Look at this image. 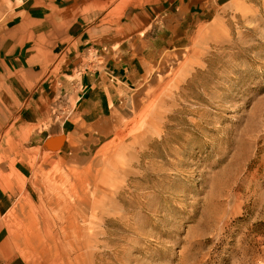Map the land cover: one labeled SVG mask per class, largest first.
<instances>
[{"label": "rangeland", "instance_id": "obj_1", "mask_svg": "<svg viewBox=\"0 0 264 264\" xmlns=\"http://www.w3.org/2000/svg\"><path fill=\"white\" fill-rule=\"evenodd\" d=\"M212 15L197 26L163 22L143 38L151 57L156 44L184 30L191 35L185 47L204 55L194 57L180 85L161 91L152 84L158 61L149 59L128 100L99 124L111 132L94 127L83 138L93 145H64L47 128L52 157L61 148L68 155L89 148V160L72 159L71 170L92 161L95 173L110 175L114 159L126 166L108 183L122 192L115 203L123 218L107 228L113 264H264V0H232ZM175 47L161 55H185L186 48ZM179 94L185 101L175 100ZM160 101L167 102L161 113L169 116L167 127L140 139ZM57 108L50 119L56 126L71 117L70 109ZM50 123L14 129L11 137L23 147L43 144L40 132Z\"/></svg>", "mask_w": 264, "mask_h": 264}, {"label": "crops", "instance_id": "obj_2", "mask_svg": "<svg viewBox=\"0 0 264 264\" xmlns=\"http://www.w3.org/2000/svg\"><path fill=\"white\" fill-rule=\"evenodd\" d=\"M230 1L0 0L3 122L10 126L29 114L26 124L38 125L56 106L59 114L70 109L48 136L78 144L142 81L149 60L142 40L151 30L180 19L206 22Z\"/></svg>", "mask_w": 264, "mask_h": 264}, {"label": "bare ground", "instance_id": "obj_3", "mask_svg": "<svg viewBox=\"0 0 264 264\" xmlns=\"http://www.w3.org/2000/svg\"><path fill=\"white\" fill-rule=\"evenodd\" d=\"M190 38L184 30L174 31L167 41L156 44V53L149 55L153 66L158 61L155 71L159 75L152 81L157 91L171 88L173 81L180 85L193 71L194 57L204 55L200 48L188 50L185 47L186 39ZM174 46L186 48L185 55L181 51L161 55ZM184 96L179 94L175 100L185 101ZM166 105L167 102L160 101L154 117L143 122V126L146 123L147 126L143 134V130L140 132V139L167 127L169 116L165 119L161 114ZM30 118L26 114L8 126L0 116V264H113L117 257L113 254L114 240L107 228L123 218V211H119L115 203L122 192L115 186L111 189L108 183L126 166L114 159V172L110 175L95 173L92 161L83 171L68 168L72 159L89 160V148L82 152L80 148L73 149L70 155L61 148L59 155L50 156L48 150L52 143H47L45 136L47 128L56 127L58 121L56 118L50 123L51 114L45 121L50 124L43 126L40 132L43 137L39 140L43 144L23 147L21 143H14L12 130L38 127L26 124ZM96 127L100 129L101 125ZM90 130L80 136L83 147L91 144L85 142L91 138ZM101 131L111 132L105 127ZM57 139L62 141L63 137ZM127 185L131 183L127 181Z\"/></svg>", "mask_w": 264, "mask_h": 264}]
</instances>
